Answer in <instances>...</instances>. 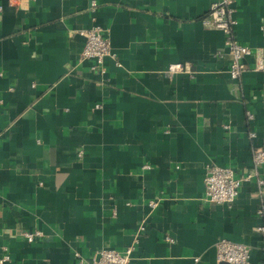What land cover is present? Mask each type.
<instances>
[{"label":"crops","instance_id":"0c3cea01","mask_svg":"<svg viewBox=\"0 0 264 264\" xmlns=\"http://www.w3.org/2000/svg\"><path fill=\"white\" fill-rule=\"evenodd\" d=\"M214 1L0 0V264L129 246V264H230L221 238L264 264L254 180L205 199L211 165L264 176V69L247 56L233 77L231 36L203 20ZM234 7L232 36L264 49V0ZM94 25L112 44L104 70L81 55Z\"/></svg>","mask_w":264,"mask_h":264},{"label":"built area","instance_id":"2783aa9c","mask_svg":"<svg viewBox=\"0 0 264 264\" xmlns=\"http://www.w3.org/2000/svg\"><path fill=\"white\" fill-rule=\"evenodd\" d=\"M235 0H215L207 15L204 17V22L208 25L220 28L231 36L227 42V47L232 55L231 73L233 77H238L247 67L244 59L247 56L255 58V67L264 69V49L262 47H251L240 43L232 36L235 26L238 21L234 16ZM85 37V44L82 49V57L92 59L94 61L93 68L100 67L105 69V57L112 54V44L110 39L104 34V28L100 25H94L88 29L80 31ZM182 68V64L171 66V70ZM251 136H255L252 132ZM82 151H80V154ZM253 164L255 168L264 165V148H255L253 153ZM257 185L258 193L264 197V176L247 173L244 176H237L235 170L228 166L211 165L207 169L205 176V199L212 203H230L239 194L240 187L244 181H251ZM155 206L156 201L150 203ZM264 213V209L260 210ZM264 230V225L260 227ZM41 231H23L21 234L28 241H33ZM134 246H129L119 250L113 247L100 248L96 254L91 257L88 262L79 254L78 264H129ZM217 258L219 261H224L230 264H255L251 260V248L249 245L236 242L227 238H221L216 243ZM8 255H5L0 263L7 261Z\"/></svg>","mask_w":264,"mask_h":264}]
</instances>
